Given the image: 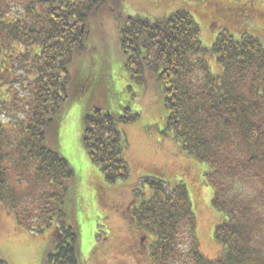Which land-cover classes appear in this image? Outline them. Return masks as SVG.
Returning <instances> with one entry per match:
<instances>
[{
    "label": "trees",
    "instance_id": "1",
    "mask_svg": "<svg viewBox=\"0 0 264 264\" xmlns=\"http://www.w3.org/2000/svg\"><path fill=\"white\" fill-rule=\"evenodd\" d=\"M105 1L0 0V85L10 81L8 73H17L14 65L24 69L28 82L26 96L11 102H2L0 86V201L18 219L32 221L33 211L22 207H32L33 194L40 225L32 224L38 229L50 222L56 226L44 264H78V235L64 219L74 171L66 158L51 150L46 137L66 95L103 90L109 101L111 89L95 85L99 77L84 90L85 69L71 88L68 67L74 55L85 52L88 19ZM190 1L189 10L201 14L211 30L218 29L209 47L202 45L199 24L186 8L160 19L122 18L114 1L117 6L110 9L117 10L118 51L135 64L137 73L145 68L156 72L162 130L191 164H185L187 168L199 173L192 161L203 167L198 181L213 191L211 206L220 215L213 239L221 250L210 259L199 250L195 215L182 180L169 186L161 178H146L151 198L132 222L146 234L152 264H264V26L255 30L261 38L243 29L248 18L264 19L258 7L264 0ZM206 4L209 11L201 9ZM207 52L216 61L215 71ZM123 114L101 107L83 117V146L107 183L129 174L126 140L118 124L138 114ZM6 158L14 159L12 168H18V174L30 171L27 180L32 183L17 179V188L11 185ZM189 181L194 178L189 176ZM180 240L185 247L180 248ZM0 264L6 263L0 259Z\"/></svg>",
    "mask_w": 264,
    "mask_h": 264
},
{
    "label": "rangeland",
    "instance_id": "2",
    "mask_svg": "<svg viewBox=\"0 0 264 264\" xmlns=\"http://www.w3.org/2000/svg\"><path fill=\"white\" fill-rule=\"evenodd\" d=\"M113 1L118 4L117 10L122 18L129 15L161 18L186 8L199 24L203 46L209 47L218 31L211 30L209 24L201 19V14L195 15L189 10L190 0H106L101 8L89 17L90 40L86 43L85 52H82L81 56L74 55L69 62L70 86L73 88L74 79L85 69V80L82 81L84 90L90 82L99 77L95 85L100 86L101 90L111 89L109 101L102 96L105 92L103 90L102 93L95 92L94 95L85 92L67 97L46 137L47 144L65 157L74 171L66 194L64 219L75 227L78 235V264H143L140 256L144 254V249L139 247L141 234L136 235L137 231L131 230L132 225L127 220L128 213L125 211L133 188L140 191L143 198L151 192L144 183L138 182L142 176L161 178L169 186L179 180L184 182L195 215L199 250L209 259L214 258L220 253L221 247L213 239V229L220 220L219 213L211 206L213 191L198 181L203 167L192 161L199 173H195L193 166L187 168L185 164L189 162L177 152V144L162 130L164 112L159 114L161 92L156 74L143 73L134 78V74L127 69L125 56L117 48L119 40L116 20L113 17L117 10L111 11L117 4H113ZM232 3H243V0H232ZM258 7L264 10V3ZM201 9L209 11L211 6L202 5ZM262 26L264 19L255 20L253 17L245 20L243 29L261 38L255 30L261 29ZM229 31L238 36L234 30ZM205 56L211 70L215 71L213 55L207 52ZM14 66L17 73H8L6 80L10 81L0 85L4 95L2 102H11L15 97L26 96L28 82L22 76L24 69L20 65ZM10 71L14 72V67ZM93 102H106L104 106L113 113L123 114L126 112L124 107H129L131 111L126 113L138 114L135 120L118 124L126 139L124 157L129 167V175L115 183H107L103 179L100 170L91 164L83 146V112ZM3 107L10 109L7 103ZM15 107L17 109L13 113L18 112V107L13 106ZM6 162L8 181L11 185L16 187L19 184L17 179L32 183V180H27L30 171L24 169L18 174L19 169L12 168V164L15 165L14 159L6 158ZM185 174L187 175L184 176ZM189 176L194 178L193 182L189 181ZM32 195V207L24 205L22 210H32L30 218L40 225L39 216H36L39 209ZM32 221L26 220L25 217H14L0 201V259L6 264H44L45 255L53 249L50 234L53 233L55 225L50 222L51 225L47 224L38 229ZM180 243V248L185 247V240H180ZM148 263L149 260L145 262Z\"/></svg>",
    "mask_w": 264,
    "mask_h": 264
}]
</instances>
